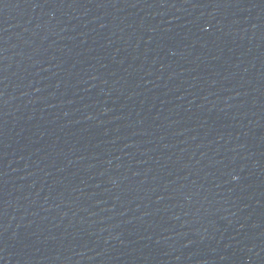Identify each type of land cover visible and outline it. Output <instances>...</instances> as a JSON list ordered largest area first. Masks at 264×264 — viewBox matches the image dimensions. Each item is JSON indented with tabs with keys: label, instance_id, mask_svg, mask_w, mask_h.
<instances>
[{
	"label": "water",
	"instance_id": "water-1",
	"mask_svg": "<svg viewBox=\"0 0 264 264\" xmlns=\"http://www.w3.org/2000/svg\"><path fill=\"white\" fill-rule=\"evenodd\" d=\"M0 264H264V0H0Z\"/></svg>",
	"mask_w": 264,
	"mask_h": 264
}]
</instances>
